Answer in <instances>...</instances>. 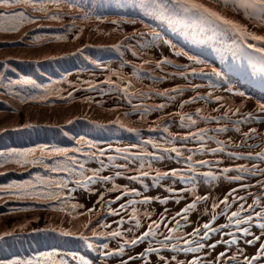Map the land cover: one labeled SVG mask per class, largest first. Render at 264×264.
<instances>
[{
  "label": "snow or ice",
  "instance_id": "6c2138e0",
  "mask_svg": "<svg viewBox=\"0 0 264 264\" xmlns=\"http://www.w3.org/2000/svg\"><path fill=\"white\" fill-rule=\"evenodd\" d=\"M232 13V15H229ZM75 16L70 19L69 25H64L65 17ZM239 17V18H238ZM81 22L94 20L98 25L108 23L114 27L111 31H105L97 27L95 31L104 36H111L113 33L119 34V42L112 45L111 48L117 52H128L133 58L139 62H131L121 59L120 71H113L106 67L101 59L86 56L95 68L110 73L105 79L99 83L92 81H83L87 85L85 90H99L101 94H105V89L101 85H106L108 91H117L121 98L126 101L132 112L138 113L141 120H145L150 112H163L173 104L176 110L168 112L165 115L158 116L153 123L154 127L146 129L149 133H166V137H149L147 139L139 137L136 143H131L126 147L112 148L111 144L107 148H101L98 144L84 135H79L74 139L75 147H60L50 144H37L26 148H16L4 146L0 147V169H7V165L12 164L15 167L0 171V177L7 175L8 171H17L22 169L28 172L29 179L11 180L7 183H0V207H4L9 201H32L39 204H47L52 201H60L64 198V190L69 192L75 191L77 188L83 189L88 194H98L96 203L107 208L108 216L119 217L113 221L117 225L116 228L107 232H98L96 228H92V237L111 238L120 241L117 247L112 249L108 243L94 245L89 242V236L84 232H74L71 229L61 227L59 224H46L45 227H37L29 229V225L33 221L13 224L11 228L0 230V252L5 248L16 246H25L32 248L33 242L28 237L35 233L55 234L60 237H72L82 241L83 244L92 250L98 251L99 255L104 259L102 264H107V258H119L118 264H130L131 261L141 260L143 264H153L150 259L153 255L156 257L155 264H259L264 260V180L255 179V183H246L250 178L264 176V150L259 152H239L226 151L228 146L234 148L242 147L250 138L260 137L264 139V132H259L254 127H249L247 131H242L241 124H251L252 122L264 124V102L257 99L250 111L243 112L246 102L252 99L249 92L238 89L234 83L229 82L228 77L233 72H240L245 79L251 84H259L264 88V46L258 47L253 43H245V41L259 42L264 45V34H258L251 31L248 24L243 20L254 24L255 26L264 28V0H215V3L206 2V0H0V34L10 35L21 33L23 29L28 27L29 31L23 32L21 39L34 32L35 29L51 28L54 23L60 25L64 29L65 34L52 35H35L31 41L38 44L45 40L66 41L67 33L73 32L77 28L76 20ZM147 21L158 22L161 26L166 27L170 32L182 36V39L190 47L211 49L216 59L221 62L220 67H211L210 73H206L204 69L191 68L188 64L174 65V61L167 56L160 58L150 57L146 54L147 50H153L155 46H167L176 56L186 57L189 62L203 63L195 55L178 48L169 39H164L161 33L155 28H148V31H141L135 26L139 23ZM34 26V27H32ZM128 29H131L129 31ZM84 28H78L73 36L74 40H79L83 34ZM231 39V44H224L222 38ZM239 40V43H237ZM8 43H15L10 41ZM90 47H78L71 55L83 54L84 49ZM252 49L261 54L257 63L250 57L249 63L251 68H245L242 65L229 64V57L235 61L248 54L244 49ZM158 55V53H157ZM55 57L46 56L45 59H54ZM12 57H7L0 61V90H6L10 95L17 97L21 104L29 101H45L47 95H32L29 92L21 94L20 91H12L14 86H30L31 89L43 88L47 92L48 87L41 85L37 80L20 76L13 79L7 73L15 72L9 61ZM174 65L178 72H164V66ZM124 67L131 68V74L125 75ZM164 73L163 75H155L156 71ZM179 76L186 81L189 76H200L202 79L212 81V77L217 79L208 84L211 91L201 93L199 90L203 87L201 84L188 81L186 85H174L170 88L156 89L148 88L137 89L136 82L149 79L153 81H162L169 78ZM112 77H116L113 80ZM259 77V79H255ZM70 87L73 91H68L66 96H62L57 92L58 98L62 100H70L74 91H79L75 84ZM227 93L234 97L243 98L240 103L234 104L230 102L225 95L216 94L217 90ZM187 91L193 92L194 95L183 98V94ZM147 97L155 96L164 99L162 103H154L151 105L134 104L133 98L141 100ZM84 103L92 104V98H85ZM203 102V104L214 103L216 107L211 109V113H219L214 115L208 113L206 108L196 107L193 111H184L186 105ZM99 103V101H96ZM117 109H109L116 111ZM223 110V111H221ZM130 113H125L129 115ZM86 119V117H85ZM169 121L176 123L180 129H185L183 133L173 134L169 130ZM203 122L206 126L200 127ZM209 122L215 123L216 127L207 126ZM68 124H72L73 120H68ZM93 129H102L107 125H115L121 131L138 136L140 129L127 125L120 117L108 121L106 124H100L96 121H89ZM231 125V128L229 127ZM37 125L31 122L19 124L16 128L0 126V137L9 131H19L21 129L34 128ZM194 129V130H193ZM234 131L241 136L239 143H234L231 138L221 140L217 138V134ZM211 133V134H210ZM190 142H195L198 146L189 147ZM215 143V147H210V143ZM179 144V146H177ZM87 148L89 150L85 151ZM251 148V145H249ZM151 149V150H149ZM114 151L121 153L118 158L114 155H106L107 152ZM187 153V155H185ZM197 153L223 154L233 161L231 165L220 167L224 163L223 159L215 160L196 159ZM86 159L81 160L80 156ZM57 159L54 164L46 163V160ZM145 158L148 162L146 163ZM120 159L123 162L117 163ZM95 161L98 166L95 168L86 167L89 161ZM105 160L108 163H105ZM172 160L181 164V167L161 170L153 167L152 162H161ZM246 160L249 164L235 163L236 161ZM215 166V171H213ZM39 167L44 170L42 175L39 172L33 173L31 168ZM201 168H207L201 171ZM105 169H113L112 175H103ZM235 172V175L229 173ZM48 173H64L66 178L55 179ZM135 173V174H127ZM76 177L74 180L71 178ZM116 178H125L132 183L140 184L146 192L151 188H163L168 196H148L137 188L128 185H119L115 182ZM223 179L229 184L236 183L237 187L229 188L223 199L217 200L210 194L203 196L197 194L200 182L205 185H213V182ZM150 180L151 185L146 181ZM70 181L74 183L75 188H69ZM164 181H171L165 184ZM107 185L103 190L93 189L90 186L97 184ZM176 183H180V188L174 187ZM258 187L260 193L256 194L248 191L251 188ZM52 189H55L53 191ZM240 191L246 193L245 196H237ZM188 193L191 201L179 212L168 217V209L165 208L160 213L159 218L151 220L152 212L145 211L140 213L136 205H148L158 202L161 205H167L170 200L179 204L186 199L183 195ZM106 193H119L114 199H105ZM125 197H129L125 202L120 203ZM140 197V199H136ZM251 203H248V198ZM231 198V199H230ZM211 199L212 216L208 222L195 227L192 232H181V228L190 223L189 214L197 209L201 202ZM118 204V207L112 208L111 205ZM222 205V207H221ZM235 206V211H229ZM79 203L67 204L54 211L67 212L68 216H73L76 209L83 208ZM217 208H220L217 213ZM257 208L259 210L257 211ZM131 209V211H128ZM27 208H9L7 213L0 215H11L15 212H26ZM94 212V208H88L87 212L80 215H88ZM127 215V219L125 218ZM149 219L144 231L138 235L136 231L144 227L140 216ZM202 215H207L205 210ZM227 218V223L213 227L212 225L218 217ZM179 217L180 219H177ZM34 219H39L35 217ZM175 222L169 226L171 222ZM183 221V224L182 222ZM92 223L91 218L82 228L88 229ZM130 224L127 229H123L124 224ZM99 227L110 228L108 223L101 224L97 221ZM235 228V231L232 229ZM259 230L258 234L252 229ZM164 229V231H161ZM228 229V231H224ZM126 233H132L131 238H126ZM166 233V234H165ZM220 236V239L213 240L214 236ZM158 236L162 239L156 240ZM229 237L225 239L224 237ZM251 237V239H249ZM50 238V237H49ZM149 238L156 240L159 247H154ZM175 241V242H173ZM209 241H212L209 243ZM148 243V246L142 251L134 255L128 254V250H134L140 244ZM243 243L246 247L255 248V252L248 255L246 247H238ZM259 244L257 248L256 245ZM224 246V250L212 256L217 247ZM236 251H232L233 247ZM102 249V251H101ZM168 251L173 255L168 257L162 255V251ZM184 254L185 257L191 256L190 259H179L176 254ZM231 253V254H229ZM127 256V259L124 257ZM93 264L84 255L77 253H65L57 250L55 246L49 250L31 252L27 255H13L11 257L0 256V264Z\"/></svg>",
  "mask_w": 264,
  "mask_h": 264
},
{
  "label": "rangeland",
  "instance_id": "374dc122",
  "mask_svg": "<svg viewBox=\"0 0 264 264\" xmlns=\"http://www.w3.org/2000/svg\"><path fill=\"white\" fill-rule=\"evenodd\" d=\"M206 2L215 3V0H206ZM213 3V4H214ZM232 15V13H229ZM70 19H75V16L65 17L63 20L64 25L70 24ZM54 23V26L51 28H43V29H35L34 32H29V35L21 39L23 36V32L29 31L28 27L22 30L21 33L16 34H0V61L4 60L7 57H12L9 63L16 69L15 72L8 71V75L13 79L19 78L20 76H26L37 80L41 85H46L48 87L47 92L43 88L41 89H31L30 86H14L12 91H20L21 94L25 92H29L32 95H47L48 99L45 101H29L28 103L21 104L17 97L10 95L6 90H0V126L16 128L19 124L24 122H31L37 125L34 128L30 129H21L19 132L15 134H3L0 137V147L9 146L16 148H26L30 146H34L37 144H50L60 147H75L74 139L79 135H84L86 138H90L94 140L99 147L107 148L109 144H111L112 148L116 147H126L131 143H136L139 137H143L145 139L149 137H166V133H149L146 131L149 127H154V121L157 120L158 116L165 115L168 112H172L176 110V105L165 109L163 112H150L147 114L145 120L140 119V115L138 113L132 112L130 105L121 98V95L112 90L108 91L106 85H101L105 89V94H101L100 91L97 90H85L87 85L83 84V81H92L94 83H99L107 76L110 75L108 71H103L101 69L95 68L92 64L85 59L86 56L96 59H101L107 68L113 71H120L121 59H125L131 62H139L135 58L131 56L128 52H120L115 51L111 48L112 45L119 42V34L113 33L111 36H104L98 34L95 29L99 27L105 31H111L114 27L111 24H97L94 20H87L81 22V20L77 19L76 24L77 28L73 29V32L67 33L68 40L66 41H55V40H45L38 44L31 43L33 37L35 35H52V34H65L63 28L60 27L59 24ZM248 27L251 31H255L258 34H264V28L255 26L252 23L247 21ZM34 27V26H32ZM137 29L141 31H148V28L157 29L164 39L171 40L174 44L177 45L178 48L182 49L185 52H188L190 55H195L198 59L204 61L203 63H192L187 60L186 57L176 56L173 51L167 46L157 45L153 50H147L146 54L150 57L160 58V56H167L169 59L174 61V65H183L188 64L191 68H195L197 70L204 69L206 73H210L211 67L216 66L220 67L221 62H219L215 54L211 51V49L203 48V50L199 48L190 47L187 43H185L182 39L181 35L174 34L170 32L166 27L161 26L158 22L147 21L145 23H137L135 26ZM78 28H84L83 34L80 36L79 40H74L73 36L78 31ZM131 31V29H128ZM224 44H231L232 41L228 37L222 38ZM10 41H15V43H8ZM239 43V40H237ZM245 43H253L258 47L264 46L260 45L259 42L255 41H245ZM85 45H90V47H86L84 49V53L71 55L74 53L78 47H84ZM244 51L248 54L247 57H243L241 59L233 61L230 57L227 61L229 64L242 65L245 68H251V64L249 63L248 57H250L253 61L257 63L260 60L261 54L252 49L245 48ZM158 53V55H157ZM46 56L55 57L54 59H45ZM23 62L27 65V67L22 68L20 63ZM174 65H166L164 66V72H178L183 69H178ZM130 67H124L123 72L125 75L131 74ZM239 73V72H233ZM42 74V75H40ZM164 73L160 71H156L155 75L160 76ZM113 80H116V77H112ZM217 78L212 77V81L202 79L200 76H189L188 80L176 76L175 78H169L167 80L162 81H153L149 79H144L136 82L135 87L137 89H145L148 88H156V89H164L170 88L174 85H186L188 81L192 83H197L203 85V87L199 90L201 93L205 91H211L208 88V84L210 82H214ZM255 79H259V77H255ZM229 82L234 83L235 86L243 91L249 92L252 95V99L247 100L246 107L242 109L243 112L250 111L253 108L257 99H260L264 102L262 97L264 94H257L255 90L252 88H259L261 91H264V88H261L259 84H251L249 80L243 77V82L237 80V78L233 76L228 77ZM247 81V82H246ZM71 84H75L79 91H74L73 97L70 100H62L58 98L57 92L60 95L66 96L68 91H73L70 87ZM241 84V85H240ZM250 84V85H249ZM252 87V88H251ZM216 94L225 95L226 98L234 103H240L243 98L234 97L227 93H223L221 90H217ZM194 95L193 92L187 91L183 94V98H188ZM85 98H92L93 103L87 104L84 103L83 100ZM99 101V103H96ZM164 102L163 98L160 97H147L143 100L140 98H133L134 104H145L151 105L154 103H162ZM205 107L208 113H211V109L216 107L214 103L203 104V102H198L196 104L186 105L183 109L184 111H193L196 107ZM117 109L116 111H109V109ZM223 111V110H221ZM125 113H130L129 115H125ZM214 115H218L219 113H211ZM86 117V119H85ZM117 117H120L122 121H124L127 125L140 129V133L138 136L127 133L125 131H121L118 126L115 125H107L108 121L114 120ZM68 120H73L72 124H68ZM89 121H96L100 124H106L107 127L102 129H93V126ZM169 123V130L173 134L175 133H183L186 131L185 129H180L176 123ZM200 127L206 126L203 122L200 123ZM209 127H216L215 123L209 122ZM231 128V125H229ZM242 131H247L249 127L256 128L259 132H264V124L252 122L249 124H241L240 125ZM194 130V129H193ZM211 134V133H210ZM217 138L221 140H227L229 138L232 139L234 143H239L241 140V136L234 131H229L227 133L217 134ZM251 145V148H249ZM179 146V144H177ZM198 146L195 142H190L189 147ZM210 147H215V143H210ZM85 151L89 150L87 148ZM151 150V149H149ZM264 150V139L260 137L250 138L246 141V143L240 148H234L232 146H228L226 151H239V152H259ZM106 155H114L118 158L122 155L121 153H116L114 151L107 152ZM187 155V153H185ZM81 160L86 159L82 155L79 157ZM196 159H208L215 160L217 158L223 159L224 163L220 165V167L228 166L233 163V161L229 160L226 155L223 154H211V153H197L195 155ZM57 159L62 158H53L51 160H46V163L54 164ZM146 163L148 162L147 158H145ZM117 163H122L123 161L118 159ZM105 163H108L105 160ZM153 167L160 168L161 170H168L170 168H178L181 167V164H178L172 160H165L161 162H152ZM235 163L240 164H249V161L240 160ZM98 164L95 161H89L86 167L95 168ZM264 167V164L260 165ZM15 167L12 164L7 165V169H11ZM7 169H0V171H7ZM201 171L208 170L207 168H201ZM215 166H213V171H215ZM31 172L36 173L39 172L42 175L44 174V170L39 167H34L30 169ZM113 169H105L102 173L103 175H112ZM127 174H135V173H127ZM235 172L229 173V175H235ZM48 175L52 178L59 179L61 177L68 178L64 173H48ZM28 172L23 171L22 169H18L17 171H8L7 175L0 177V183H7L11 180H24L29 179ZM76 177L71 178L74 180ZM255 179L264 180V176H258L257 178H250L246 180V183H255ZM115 182L119 185H128L132 188H137L144 192V195L148 196H168L169 194L163 190V188H151L148 191H144L140 184L132 183L125 178H116ZM147 183L151 185V181L147 180ZM165 184L171 183V181H164ZM185 185H181L180 183H176L174 187L180 188ZM93 189L103 190L104 187H111V184L101 185L97 184L94 186H90ZM237 187L236 183L229 184L227 181L220 179L219 181L213 182V185H205L203 182H200L197 194L205 195L210 194L212 197L219 199H223L225 192L229 188ZM69 188H75L74 183L70 181ZM55 191V189H52ZM248 191L259 194L260 189L258 187H254L249 189ZM119 193H106L105 199H114L116 195ZM186 199L182 200L179 204H176L174 201L170 200L167 205H161L158 202H153L148 205H136L140 213L145 211L152 212L151 220H156L159 218L161 212L164 211L165 208L168 209L167 215L171 217L174 213L179 212L181 208L185 206V204L191 201V197L188 193L183 194ZM237 196H245L246 193L244 191H240L236 194ZM64 198L60 201H52L47 204H39L32 201H9L8 204L4 207H0V213H7L9 208H27L29 211L26 212H15L11 215H0V230L5 228H11L13 224L24 223L26 221H33L29 225V229L37 228V227H45L46 224L56 225L59 224L61 227H65L66 229H71L74 232H84L89 236V242L94 245H99L102 243H108L109 247L114 249L117 247V243L122 242L117 239L111 238H97L92 237V228H96L98 232H107L116 228L117 225L113 223V221L119 219V217L108 216L107 208L101 206V204L96 203L98 199V194H88L83 189L77 188L73 192H69L67 189L64 190L63 194ZM129 197H125L120 203L125 202ZM136 199H140L137 197ZM231 199V198H230ZM212 200L209 199L206 202H201L198 204L197 209L189 214L190 223L185 224L181 228V232L190 233L192 230L203 224L208 222L212 216ZM248 203H251V198H248ZM72 204L79 203L84 207L76 209L73 212L72 216H68L67 212L71 211L70 208L65 209L64 212L54 211L53 209H59L64 206V204ZM0 204H3V201H0ZM112 208L118 207V204L111 205ZM222 207V205H221ZM88 208H94V212L88 215H80V213L87 212ZM207 210V215H202V213ZM259 208H257V211ZM131 211V209H128ZM217 213H219L220 208H217ZM231 211H235V206L229 211V215ZM35 217H39V219H34ZM91 218L92 223L89 225L88 229L82 228L84 223H87ZM125 218L127 219V215L125 214ZM142 225L141 229L136 231L138 235L140 232L144 231L147 224L150 222L148 218L143 215L140 216ZM177 219H180L177 217ZM99 221L101 224L108 223L111 225L110 228H102L97 224ZM183 224V221H181ZM175 222H171L169 226H172ZM227 223V218L224 216L218 217L215 223L212 225L213 227H217L220 224ZM130 224L126 223L122 227L123 229H127ZM164 231V229H161ZM225 232L228 229L224 230ZM235 231V228L232 229ZM253 232L258 234L259 230L256 228L252 229ZM166 234V233H165ZM31 236H41L43 239L49 238L48 242L56 243L61 245L62 242L68 241L70 243L69 248L65 249V253H77L78 255H84L86 259H89L93 262V264H102L105 258L101 257L96 250L88 249L82 241L72 237H60L55 234L48 233H35ZM29 236V237H31ZM126 238H131L132 233H126ZM55 237L56 241H53L52 238ZM225 239L229 237L225 236ZM162 239L161 236H158L156 240ZM220 239V236H214L213 240ZM251 239V237H249ZM264 239V238H262ZM150 242L154 247H159V244L156 243V240H152L149 238ZM75 242V244L73 243ZM175 242V241H173ZM212 241H209L211 243ZM148 243L140 244L134 250H128V254L134 255L143 250V248L147 247ZM236 247L234 246L232 251H236ZM238 247L245 248L246 246L243 243H240ZM259 247V244L256 245ZM10 250V248H6ZM224 246H219L212 253V256L207 257V259H212L216 253L223 251ZM255 248L246 247V252L248 255H251L255 252ZM63 251V250H60ZM102 251V249H101ZM39 252V251H37ZM11 254V251L10 253ZM7 254V255H8ZM162 255L168 257L173 255L168 251H162ZM231 254V253H229ZM179 259H190L191 256L185 257L184 254H176ZM127 259V256L124 257ZM155 264L156 257L153 255L150 258ZM119 258H107V264H118ZM74 264V262H73ZM130 264H143L141 260L131 261ZM259 264H264V260L260 261Z\"/></svg>",
  "mask_w": 264,
  "mask_h": 264
},
{
  "label": "trees",
  "instance_id": "16d2710c",
  "mask_svg": "<svg viewBox=\"0 0 264 264\" xmlns=\"http://www.w3.org/2000/svg\"><path fill=\"white\" fill-rule=\"evenodd\" d=\"M20 66L22 68L27 67V65L23 62L20 63ZM40 75H42V74H40ZM16 132H19V131H9V132H7V134H15ZM28 239H29V241L33 242V246L31 249H29L27 247V245H25L23 247H21V246L11 247L10 250L5 248L2 252H0V256L11 257L13 255H27V254H30L31 252L49 250L53 246H55L57 248V250H59V251L63 250V252L66 251L65 249H72V248H69L70 246H68V245H70L69 241H68V244L66 242H62L61 245H58L56 243L50 244L48 242V240H49L48 237L46 239H43L41 236H39V237L38 236H31V237H28ZM52 240L56 241V238L53 237ZM73 243L75 244V242H73ZM10 251H11V254H8V253H10Z\"/></svg>",
  "mask_w": 264,
  "mask_h": 264
},
{
  "label": "bare ground",
  "instance_id": "6f19581e",
  "mask_svg": "<svg viewBox=\"0 0 264 264\" xmlns=\"http://www.w3.org/2000/svg\"><path fill=\"white\" fill-rule=\"evenodd\" d=\"M239 18V17H238ZM242 22L246 23L247 24V21L246 20H243ZM230 76H233L235 78H237L238 81L240 82H243V75L239 72V73H232ZM247 82V81H246ZM241 85V84H240ZM250 85V84H249ZM252 88V87H251ZM253 90H255L257 92V94H264V91H261L259 88L255 89V88H252ZM260 96L262 99H264V96L262 97L261 95H258Z\"/></svg>",
  "mask_w": 264,
  "mask_h": 264
}]
</instances>
